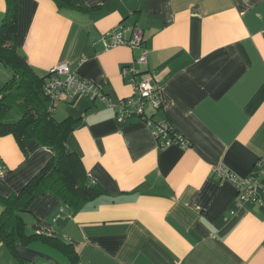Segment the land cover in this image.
Masks as SVG:
<instances>
[{
    "label": "crops",
    "instance_id": "1",
    "mask_svg": "<svg viewBox=\"0 0 264 264\" xmlns=\"http://www.w3.org/2000/svg\"><path fill=\"white\" fill-rule=\"evenodd\" d=\"M82 1L90 11L19 0V53L40 76L68 63L113 103L135 94L124 67L140 70L138 80L150 74L163 101L153 120L184 139L160 147L139 117L120 123L114 107L87 97L58 103L56 120L79 119L67 147L101 195L77 212L53 193L38 197L23 214L27 233L74 245L79 264H264L262 208L238 207L236 186L214 176L222 166L264 178V0ZM5 11L0 0V23ZM120 24L142 30L146 64L140 49L106 47ZM6 74L0 67V85ZM53 157L37 141L23 151L0 136V196L19 193ZM16 248L28 262L72 264L43 241ZM0 264L24 263L0 244Z\"/></svg>",
    "mask_w": 264,
    "mask_h": 264
},
{
    "label": "trees",
    "instance_id": "2",
    "mask_svg": "<svg viewBox=\"0 0 264 264\" xmlns=\"http://www.w3.org/2000/svg\"><path fill=\"white\" fill-rule=\"evenodd\" d=\"M59 9L90 11L82 0H52ZM19 0H6V11L0 23V67H6L10 78L0 89V136L13 135L25 151L37 141L54 152V157L19 193L0 196L5 210L0 216V244H4L22 263L16 244L43 241L64 253L72 264L80 263L78 249L56 237L28 234L23 214L40 196L50 192L59 197L73 212L101 195L97 185L90 183L80 154L67 147V140L79 119L71 116L58 121L54 107L44 92L48 72L37 74L16 47ZM56 107V106H55ZM176 130L171 129L173 134ZM160 147H163L159 144Z\"/></svg>",
    "mask_w": 264,
    "mask_h": 264
},
{
    "label": "built area",
    "instance_id": "3",
    "mask_svg": "<svg viewBox=\"0 0 264 264\" xmlns=\"http://www.w3.org/2000/svg\"><path fill=\"white\" fill-rule=\"evenodd\" d=\"M107 37L111 42L106 41ZM104 38L107 48L126 45L132 50L140 49L142 52L137 62L147 63L148 50L144 46L143 32L140 28H127L124 24H120L109 31ZM138 75H141V72L134 66L123 68V76L133 85L135 94L120 99L118 103H113L111 98L104 94L95 83L73 72L68 63L61 62L48 71L44 92L54 105L52 110L60 102L70 103L80 97H87L108 107H114L116 118L120 123L131 117H139L151 127L158 143L163 147H168L176 141L182 142L183 136L177 131L171 134L169 131L174 128L166 121L153 120L152 113L162 107L161 90L150 74H143L141 80L137 79ZM149 108L151 112H148ZM6 172L5 168L0 169V179L5 176ZM214 176L221 181H230L236 186L238 207L246 202H253L257 203L264 212V178L262 176L251 174L248 177H239L222 166L215 168ZM28 264L35 263L28 262Z\"/></svg>",
    "mask_w": 264,
    "mask_h": 264
},
{
    "label": "rangeland",
    "instance_id": "4",
    "mask_svg": "<svg viewBox=\"0 0 264 264\" xmlns=\"http://www.w3.org/2000/svg\"><path fill=\"white\" fill-rule=\"evenodd\" d=\"M2 67V66H1ZM2 70V69H1ZM2 72V71H1ZM10 76H8V74H6L5 76V79L4 81L2 82V84L0 85V89L6 84L7 80L9 79ZM72 103V102H71ZM70 103H68V106H69ZM61 113H62V110H58L56 113H55V117L56 119H59L61 117ZM62 119V118H61Z\"/></svg>",
    "mask_w": 264,
    "mask_h": 264
}]
</instances>
